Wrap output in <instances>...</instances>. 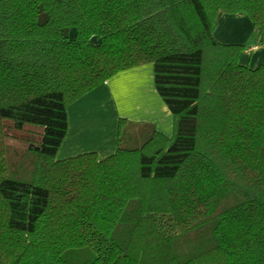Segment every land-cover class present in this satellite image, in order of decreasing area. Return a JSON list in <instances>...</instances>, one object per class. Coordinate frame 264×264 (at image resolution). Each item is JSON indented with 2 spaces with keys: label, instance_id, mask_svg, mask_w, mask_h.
<instances>
[{
  "label": "trees",
  "instance_id": "16d2710c",
  "mask_svg": "<svg viewBox=\"0 0 264 264\" xmlns=\"http://www.w3.org/2000/svg\"><path fill=\"white\" fill-rule=\"evenodd\" d=\"M220 12L264 44V0H0V264H264V62ZM147 63L172 134L56 159L66 107ZM6 119L39 138L9 152Z\"/></svg>",
  "mask_w": 264,
  "mask_h": 264
},
{
  "label": "crops",
  "instance_id": "0c3cea01",
  "mask_svg": "<svg viewBox=\"0 0 264 264\" xmlns=\"http://www.w3.org/2000/svg\"><path fill=\"white\" fill-rule=\"evenodd\" d=\"M258 47L255 44L246 51ZM257 59L264 55L258 54ZM66 115L67 129L56 152L58 159L89 151L98 158L112 154L118 145L120 118L152 125L166 136L173 132V116L154 87L151 63L115 73L70 103Z\"/></svg>",
  "mask_w": 264,
  "mask_h": 264
},
{
  "label": "rangeland",
  "instance_id": "374dc122",
  "mask_svg": "<svg viewBox=\"0 0 264 264\" xmlns=\"http://www.w3.org/2000/svg\"><path fill=\"white\" fill-rule=\"evenodd\" d=\"M214 35L223 43L244 44L245 50H242L239 56L241 63L255 67L259 63L264 62V59L256 60L258 54L264 55V44L259 45L252 52L246 51L248 47L254 46L258 42L257 34L248 15H235L226 12L218 13ZM3 124L5 125L4 132L6 134L4 142L9 146V152L18 151V149L23 150L30 141L39 138V131L41 130L39 125L26 124L22 130H16L11 127L9 119L4 120ZM17 156L19 157L21 155ZM58 158L56 156V159Z\"/></svg>",
  "mask_w": 264,
  "mask_h": 264
}]
</instances>
